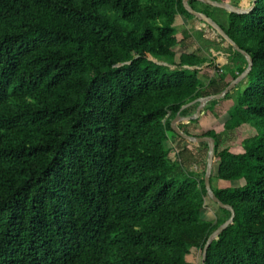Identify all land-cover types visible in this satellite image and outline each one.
Returning a JSON list of instances; mask_svg holds the SVG:
<instances>
[{
  "label": "trees",
  "instance_id": "obj_1",
  "mask_svg": "<svg viewBox=\"0 0 264 264\" xmlns=\"http://www.w3.org/2000/svg\"><path fill=\"white\" fill-rule=\"evenodd\" d=\"M189 2L253 59L222 98L237 94L223 123L200 134L199 118L178 123L215 138L212 188L235 210L206 264H264V0L246 14ZM182 16L195 17L183 0H0V264H191L231 216L217 204L215 221L200 219L205 170H184L189 145L172 162L167 142L185 140L171 122L199 101L183 105L223 91L248 61L231 45L222 66L203 55L196 38L220 43L179 33ZM248 125L242 151L221 139Z\"/></svg>",
  "mask_w": 264,
  "mask_h": 264
},
{
  "label": "rangeland",
  "instance_id": "obj_2",
  "mask_svg": "<svg viewBox=\"0 0 264 264\" xmlns=\"http://www.w3.org/2000/svg\"><path fill=\"white\" fill-rule=\"evenodd\" d=\"M226 1H229V2H237L238 5H241V6H248V5H245L244 2H242V0H226ZM251 2V0H248ZM186 18V17H185ZM186 21L187 23L192 26L194 25L196 22L195 21H199L200 23H202V27L203 28H207L209 29V32L207 34V36L209 37H215L219 40L218 43H220V45H224V49L229 52L230 51V45H228V43L223 40L217 33H215V31L210 28L208 25H206L204 22H202L201 20H199L196 16L194 18H186ZM183 25H179L178 26V31L179 32H182L184 29H183ZM192 28V27H191ZM190 28V29H191ZM192 34L196 35V37H198V35L196 34V29L193 27L192 28ZM212 33V34H210ZM213 35V36H212ZM213 37V38H214ZM206 39V38H205ZM208 39V38H207ZM197 40V38H196ZM210 40V39H208ZM211 41H216L215 40H211ZM198 45L201 47L203 46L204 49L202 50V54L203 55H210L211 53L209 52L210 48L212 45H210L209 43H204V42H201V40H197V42L195 43V45ZM184 47V45H181V47ZM180 47V50H182V48ZM218 55V54H217ZM239 58H241L242 60H244V56H239ZM224 60V57L220 58L219 59V64H222L221 62H223ZM159 62H162L163 64H166V62L164 61H159ZM216 63H218L216 61ZM208 64L205 63L203 66H200V68H202V73H205L204 72V66H206ZM172 69L176 68L175 66H171ZM200 74V77L202 78V80L204 82H208V79L205 77L204 74ZM231 74V71L229 68L226 69V78H229ZM242 81H247L246 80V77L242 80ZM241 81V82H242ZM240 82V83H241ZM239 85V84H238ZM245 86V84H244ZM242 88H240V90H242ZM224 98V97H223ZM232 99H228L227 100H218L217 103L215 105H213L211 107V109L207 110L206 111V106H205V113L204 114H201L198 118V122H194L192 124H190V127H189V130L193 133V134H200L203 130H206V129H212V128H215V127H218L220 125V123H223L227 117H228V112H230L231 110H233V104H234V101L235 99L237 98V94L232 96L231 97ZM209 103V102H208ZM210 110H213L216 112V114H211L212 111ZM192 122V121H191ZM189 122L188 120L184 119L182 123H185V124H188V123H191ZM253 126L251 125H248L246 127H243L241 129V131L239 132H235L233 134H230L229 132L227 131H223L221 133V139L225 142V144L231 146L232 150L233 151H242L243 150V140L246 138V137H249V136H253L255 135V130L252 128ZM169 136H170V139L168 140L167 142V146L169 147L170 149V160L173 162V161H176V160H179L180 159V156L178 155V152H177V148L178 147H182V146H186V145H189L190 147H193V149H195V154L194 156H192L190 159H188L187 161H181L182 164L184 165L183 168L184 170L186 171H193L195 172V176L200 178L202 175H203V172L204 170H206V165H207V157H205V147H203V144L202 143H192L188 140H182L181 138H178V136H176L173 132H170L169 133ZM208 154V152H206ZM180 161V160H179ZM243 180H229V181H226V180H215V185L218 186V187H222V186H239L241 184H243ZM220 211L218 210V205L216 202H214L210 197L206 198V206L205 208L202 210L201 214H200V219L202 220H208V221H215L216 220V217L218 215H220ZM187 260L191 263V264H201V260H202V252L198 249H195L193 250L192 253H190L189 255H187Z\"/></svg>",
  "mask_w": 264,
  "mask_h": 264
},
{
  "label": "water",
  "instance_id": "obj_3",
  "mask_svg": "<svg viewBox=\"0 0 264 264\" xmlns=\"http://www.w3.org/2000/svg\"><path fill=\"white\" fill-rule=\"evenodd\" d=\"M201 1L208 3L214 7L225 9L226 11H228L230 13H238V14H246V13L251 12L257 4V0H252L251 4L249 6H246V7L241 6V5H237L234 3H230L227 1H217V0H201ZM183 4H184L185 8L190 13H192L199 20L203 21L206 25H208L210 28H212L215 31V33H217L223 40H225L228 43V45H231L235 50L244 54L247 58V61H248L247 68L241 74H239L235 79H233L223 91H221L217 94L199 97L198 99H195L192 102L183 105L182 109H184V108L196 103L197 101H199V105L197 107V110L193 115L181 116L180 114H178L171 122L172 128L175 130V132L178 135H180L181 137H183L184 139H186L192 143H203V142L208 143L207 165H206L205 176H204L205 185H206L208 195L220 207L229 209L231 211V216L224 223L219 225V227L217 229H215L210 234V236L208 237V239L204 245V248L202 251L201 264H206L207 252H208L210 245L212 244V242L215 239H218L219 235L231 223H233L234 217H235V210L231 205L224 203L216 195L215 191L212 188L211 176H212V172H213V163H214V157H215V146H216L215 138L211 137V136H198V135H191V134L185 133L179 128L178 123L183 122L184 119L191 122L193 119L198 118L201 114L205 113V106L208 104L209 101H211L212 99L223 98L227 95V93L232 92L233 89H235L236 86L245 77H247L248 73L251 71V69L253 67V59H252V56L248 52L243 50L238 45V43L234 39H232L230 37V35L221 27V25L217 21H215L212 17L208 16L204 12H201V11L194 9L192 7V5L190 4L189 0H183ZM157 62H159V61H157ZM159 63H162V62H159ZM191 68H194V67H191Z\"/></svg>",
  "mask_w": 264,
  "mask_h": 264
},
{
  "label": "crops",
  "instance_id": "obj_4",
  "mask_svg": "<svg viewBox=\"0 0 264 264\" xmlns=\"http://www.w3.org/2000/svg\"><path fill=\"white\" fill-rule=\"evenodd\" d=\"M242 2H244V4L245 5H248L249 3H250V1H248V0H242ZM196 23L194 24V25H192V26H190L188 23H187V21H186V18L184 17V16H182L181 17V24L180 25H183L184 27H183V29L185 30V29H190L191 27L193 28H195L196 30H203V32H204V35H203V37L204 38H208V39H210V40H215L216 39V41L217 42H219V40L217 39V38H215L213 35V37H209V36H207V34L209 33V32H211V31H209V29H207V28H203L202 27V23H200L199 21H195ZM191 28V29H192ZM179 33H181V32H179ZM210 34H212V33H210ZM198 40V39H197ZM197 40H195V42H197ZM190 44H193L192 42L190 43ZM195 47H197L198 45L196 44V45H194ZM209 52L212 54V55H216L217 56V59H216V61L218 62V64H219V59L220 58H222V57H224V60H223V62H221L222 64H219L220 66H222V65H224V64H227V63H229L230 62V57H231V52L229 51V52H227L225 49H224V45L222 44V45H219V47L217 48V47H211L210 48V50H209ZM218 54V55H217ZM207 56V55H206Z\"/></svg>",
  "mask_w": 264,
  "mask_h": 264
}]
</instances>
